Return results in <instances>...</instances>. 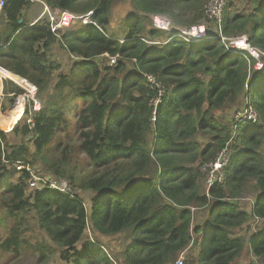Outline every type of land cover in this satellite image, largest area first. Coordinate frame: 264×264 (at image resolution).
Wrapping results in <instances>:
<instances>
[{
    "label": "trees",
    "instance_id": "16d2710c",
    "mask_svg": "<svg viewBox=\"0 0 264 264\" xmlns=\"http://www.w3.org/2000/svg\"><path fill=\"white\" fill-rule=\"evenodd\" d=\"M33 1L4 0L0 10V67L34 85L39 102L36 111L15 102L0 114L3 129L6 116L19 119L9 130L17 142L0 129V206L16 224L1 249L18 253L30 216L67 264H112L100 242L84 237L88 227L94 234L127 237L119 264H174L192 232L199 234L195 256L184 264H232L246 244L264 263V225L248 240L237 235L252 218L264 221V56L255 70L250 56L231 52L219 38L186 42L169 31L160 45L147 42L163 34L151 16L189 27L202 22L208 0H130L122 39L107 32L116 0H42L54 12H91L90 22L76 21L58 34L45 19L25 22L23 11ZM246 2L244 13L225 5L221 33L245 35L264 52V0ZM55 43L77 61L54 81L59 63L49 49ZM105 53L118 56L117 64L101 67L96 58ZM131 61L132 73L110 75L112 67L127 72ZM13 81L2 79L10 100L24 91ZM246 93L258 118L234 129L221 113L239 108ZM224 147L223 182L206 190L205 165ZM26 164L66 180L72 193L30 190L28 172L17 168ZM250 183L257 198L241 209L235 199ZM83 192L91 193L87 200ZM201 208L207 218L199 228L192 213Z\"/></svg>",
    "mask_w": 264,
    "mask_h": 264
},
{
    "label": "rangeland",
    "instance_id": "374dc122",
    "mask_svg": "<svg viewBox=\"0 0 264 264\" xmlns=\"http://www.w3.org/2000/svg\"><path fill=\"white\" fill-rule=\"evenodd\" d=\"M229 3L233 5L231 9H233L234 11L244 13L249 10V7H248L249 5L247 4L246 0H225V5ZM41 10H42L41 2H39L38 0L33 1L23 11V17L25 18V22L27 21L31 22V20H33L31 23H34L36 21H41L42 18L39 17ZM132 11H133V7L131 5L130 0H116L114 4L112 5L110 12H109V24L107 25V32L111 35H114L122 39L127 34V26H126L125 17ZM82 18H85V17L83 16ZM79 22L82 23L81 21ZM151 25L152 27H154L152 23V19H151ZM207 27L210 30L211 29L214 30L215 28L214 24L212 23H208ZM168 33H169L168 31H163V34L161 35V37L158 38L160 42L159 41H147V42L149 44L153 43V44L160 45L161 43H163L162 40L164 41ZM205 40H208V39H205ZM49 57L51 60L59 63L58 64L59 67L53 76L54 81L57 79V76L59 74H68L73 63L77 61L75 57L68 54V52L64 48H62L58 43H55L50 47ZM117 59H118V56H115L114 63L111 64L110 56L107 54H104V55L98 56L96 58V61H98L100 66L103 67V66L116 65L118 61ZM133 64H134L133 61L127 62L128 71L123 72V73H120L119 71L115 72L112 67L110 68V73H111L110 75H119L121 78H123L125 75H127V73H132L133 71H135V66H133ZM3 77L8 78V79L9 77L10 79L13 77L15 79V84H17L24 90L23 93L17 96H14L13 99L11 100L10 98H7V97H12V96L3 95V92H2ZM28 90L29 88L27 87L26 82L24 80L18 78V76H15V75H7L6 71H0V101L2 102L1 104L2 109H1L0 114L6 113L8 110L12 111L11 107L15 104V102L18 105L23 107V111H24L25 106H30L31 98H30V93ZM33 97L35 98V92H34ZM233 112H234V109L224 110L221 113V116L223 117L222 122L230 124V125H234L233 119H232ZM13 114L17 115L18 111H13ZM0 118H2V115H0ZM18 120H16L14 116H6L5 121H4L6 124H4V127H7V129H3L2 127H0V129L7 132V136L10 141L17 142V137L13 133H11L9 130L14 126V124ZM234 135H236L235 131H234ZM260 153L264 156V141L262 143ZM80 161H83L82 156L80 157ZM208 164H206L205 167ZM36 165H40L42 167V165L39 164V162L36 163ZM208 174H209V170L207 171L206 178H205L206 190L208 189L207 187ZM81 195L83 196L84 200H87L89 196L91 195V193L83 192L81 193ZM257 195H258L257 191L250 183L245 187L243 192L240 194L239 197L235 199V201L241 209L248 210L250 209V206L257 198ZM206 218H207V212H205V208L193 210V213H192L193 226L198 224L199 228L202 227L201 220L203 219V221L205 222ZM263 225H264V221L252 218L251 220H249V222L246 225H243L241 229L237 230V235L244 236L248 240L249 237L256 234ZM15 227H16V224L13 222V220L7 219L5 217L3 210L0 206V242L9 234L11 229ZM23 229L25 230L22 233V241H21V245H20L18 253L11 254L6 251H3L0 247V264H67L66 262L60 259L59 249L48 240L44 232L38 228L37 223L30 216H28L27 220H25ZM84 237L95 239L96 241L100 242L104 246V248L106 249L110 257L114 261H116L117 264L121 262L118 256V252L121 249V247L124 245L127 239V237L124 234L104 236L98 233H95V234L92 233L91 228L88 227V229L85 231ZM198 237H199V234L192 232L193 240L191 241L188 249L185 250V252L181 254L183 257L184 263L188 260L190 261V258L193 257V254L195 253L194 246H195V243ZM249 261H254L257 264H264L258 261V259L251 254L250 249L248 245L246 244L242 253L237 257V259L232 264H247Z\"/></svg>",
    "mask_w": 264,
    "mask_h": 264
},
{
    "label": "built area",
    "instance_id": "2783aa9c",
    "mask_svg": "<svg viewBox=\"0 0 264 264\" xmlns=\"http://www.w3.org/2000/svg\"><path fill=\"white\" fill-rule=\"evenodd\" d=\"M42 4V10L39 17L44 18L48 25L49 29L52 33L58 34L59 29L68 28L74 22L81 21L82 23H87L89 21V14L86 15H77L67 10H62L58 12H54L49 5L44 3L42 0H38ZM4 4V0H0V10ZM225 0H208L204 5V19L199 24H194L189 27H172L170 21L163 16L153 15L152 23L156 29L162 31H170L174 32L171 37L176 36L182 38L186 42H199L208 38H219L225 46L233 53H245V55L250 56L254 60L253 68L255 70H259L263 67V63L261 58L264 56V52L259 50L258 48L252 46L248 41L245 35H240L237 37H225L221 33L220 24L222 11L224 9ZM85 18H82V17ZM81 18V19H80ZM87 18V19H86ZM208 23L214 24V30H210L207 27ZM209 30V31H208ZM106 54V53H105ZM115 56H110V63H114ZM1 69V68H0ZM2 70V69H1ZM4 71V70H2ZM145 78L150 84H156L154 79L150 75L144 74ZM26 82V81H25ZM27 87L29 88L30 98H31V108L32 110L39 109V102L35 99L34 92H36V88L34 85L26 82ZM159 87V85H158ZM159 95L161 92L159 91ZM246 95L243 98L242 104L239 108L234 109L232 119H233V127L234 129L246 123H255L257 121L258 115L256 110L254 109L249 96ZM158 102V98L153 100V104L156 105ZM27 122L32 124L31 116L28 117ZM228 150L227 147L218 153L216 159L213 162H210L206 167L209 170L208 178H207V187H211L215 182L221 183L224 179V171L223 168L228 162ZM17 168H24L29 175L27 181V187L30 190H39L44 186H47L51 189H55L57 191L71 194V188L68 183L64 179H56L50 175L38 173L35 168L30 167L29 165H19ZM185 252V251H183ZM181 252L174 264H184V260ZM112 259V258H111ZM113 264H117L112 259Z\"/></svg>",
    "mask_w": 264,
    "mask_h": 264
},
{
    "label": "crops",
    "instance_id": "0c3cea01",
    "mask_svg": "<svg viewBox=\"0 0 264 264\" xmlns=\"http://www.w3.org/2000/svg\"><path fill=\"white\" fill-rule=\"evenodd\" d=\"M25 19V18H24ZM36 19V18H35ZM33 20H31L32 22ZM28 22V21H27ZM31 22H28V23H31ZM16 76V75H15ZM12 79L15 81V79L12 77ZM193 256H195V253L193 254Z\"/></svg>",
    "mask_w": 264,
    "mask_h": 264
},
{
    "label": "water",
    "instance_id": "95a60500",
    "mask_svg": "<svg viewBox=\"0 0 264 264\" xmlns=\"http://www.w3.org/2000/svg\"><path fill=\"white\" fill-rule=\"evenodd\" d=\"M22 21V19H19V22H21ZM1 68V67H0ZM2 69V68H1ZM2 70H4V69H2ZM5 71V70H4ZM14 75V74H13ZM12 80V79H11ZM13 81V80H12ZM14 83H15V81H13Z\"/></svg>",
    "mask_w": 264,
    "mask_h": 264
},
{
    "label": "clouds",
    "instance_id": "9594fccd",
    "mask_svg": "<svg viewBox=\"0 0 264 264\" xmlns=\"http://www.w3.org/2000/svg\"><path fill=\"white\" fill-rule=\"evenodd\" d=\"M42 19H44V18H42ZM3 69V68H2ZM5 70V69H4ZM6 71V70H5ZM12 74V73H11ZM19 78V77H18ZM10 79V78H9ZM11 80V79H10ZM12 81V80H11ZM116 262V261H115ZM113 264V263H112Z\"/></svg>",
    "mask_w": 264,
    "mask_h": 264
}]
</instances>
